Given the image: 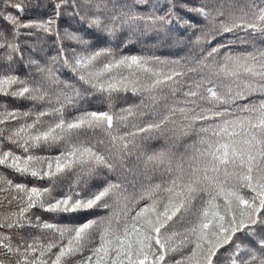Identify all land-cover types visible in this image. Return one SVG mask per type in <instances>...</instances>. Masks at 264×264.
I'll use <instances>...</instances> for the list:
<instances>
[{
    "label": "snow or ice",
    "instance_id": "snow-or-ice-1",
    "mask_svg": "<svg viewBox=\"0 0 264 264\" xmlns=\"http://www.w3.org/2000/svg\"><path fill=\"white\" fill-rule=\"evenodd\" d=\"M0 264H264V0H0Z\"/></svg>",
    "mask_w": 264,
    "mask_h": 264
},
{
    "label": "trees",
    "instance_id": "trees-1",
    "mask_svg": "<svg viewBox=\"0 0 264 264\" xmlns=\"http://www.w3.org/2000/svg\"><path fill=\"white\" fill-rule=\"evenodd\" d=\"M158 54H162V55H171L172 53L167 52V51H164V52H162V53H158ZM181 54H182V53H181Z\"/></svg>",
    "mask_w": 264,
    "mask_h": 264
}]
</instances>
